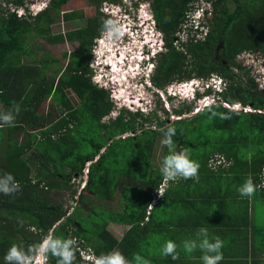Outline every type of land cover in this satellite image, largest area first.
<instances>
[{
  "label": "trees",
  "instance_id": "trees-1",
  "mask_svg": "<svg viewBox=\"0 0 264 264\" xmlns=\"http://www.w3.org/2000/svg\"><path fill=\"white\" fill-rule=\"evenodd\" d=\"M75 1L52 0V7L44 14L26 19L10 7L20 8L26 0H1L0 113L16 105L19 113H13L14 126L0 127V176L12 174L20 190L11 196L0 193V264H5L11 245L26 251L49 234L75 238V264H86L80 254L88 250L95 256L119 250L130 264H136V254L143 258L141 264H170L171 257L161 254L158 235L178 227L180 212L175 182L169 181L163 196L157 195L163 182L160 166H154L163 138L161 128L169 124L176 128V151H186L199 164L200 176L231 172L239 179L250 177L257 185L256 194L264 192V88L237 61L244 53L264 59V0H206L211 5L203 20L208 31L204 34L200 30L201 36L186 29L189 13L200 0H138L151 2L164 34L165 50L153 78L158 87L213 75L228 84L215 105L192 115L195 106L191 103L174 110L177 116L189 117L161 121L156 113L123 109L108 123L102 118L111 114L114 105L108 92L91 82L89 67L94 40L108 19L100 12L102 0H85L87 7H93L88 20L82 11L63 10ZM61 13L66 21H79L78 28L64 35L69 41H78L80 49L70 56L65 53L61 59L54 57V62L64 61L66 69L49 74V61L41 64L39 52L27 44L26 37L35 33L47 43L58 42L51 15ZM236 68L245 78L235 73ZM70 93L81 103L64 115L63 111L72 109ZM223 102L240 103L253 111H234ZM212 112L217 115L213 117ZM221 114L231 115V119L223 120ZM125 134L129 135L122 138ZM214 153L228 162L217 171L209 167ZM167 154L168 148L163 146L160 160ZM72 179L80 180L81 186L85 181V187H72ZM194 184V180H186V192ZM61 188L75 199L68 215L63 206L44 200L45 190ZM99 200L117 205L114 209L97 208L94 202ZM79 206H83L81 211ZM111 223L129 226L121 240L109 230ZM148 246L153 248L146 252ZM48 260L57 264L55 257Z\"/></svg>",
  "mask_w": 264,
  "mask_h": 264
},
{
  "label": "clouds",
  "instance_id": "clouds-1",
  "mask_svg": "<svg viewBox=\"0 0 264 264\" xmlns=\"http://www.w3.org/2000/svg\"><path fill=\"white\" fill-rule=\"evenodd\" d=\"M120 2L118 4L114 3L115 10H121V12H117L118 14L116 13L117 20L106 15L110 20L103 22L104 29L94 40L89 66L92 70L94 85L108 92L109 99L114 105V110L120 112L123 107L131 109L134 106L140 112L149 114L155 113L158 106L163 108L164 112H167L166 107L173 112L172 110L178 109L176 108L177 103L182 101H188L196 106L202 104L201 110L217 104L221 100L220 94L225 91L228 84L219 75H213L206 80L194 78L187 81H175L164 88H160L152 82L158 65L155 55L159 51L162 54L163 49H165L164 34L158 27L150 1L140 2L132 0L133 5H130L131 7L123 5L121 0ZM51 3L52 0H26V4L20 8L12 5L10 7L19 16L26 19L30 17L35 19L48 11L52 7ZM199 9L202 10V15L197 18L196 12ZM208 9H211V5L207 4L206 0H200L193 5L186 22L187 27L193 29V34L198 33L201 36L202 32L200 33V30L204 31V34L207 33L208 29L203 26V20ZM126 34H130L131 38H126ZM124 38H126L125 41ZM254 63H256L255 60ZM144 71H146V77L143 75L141 78H146L144 83H149V86L143 87L141 91H144L146 95L141 99H138V96L134 98L127 86H129L131 81L139 79L137 76L144 74ZM93 76H98L99 80L96 81ZM259 79H261L260 76ZM260 83V88H264V84ZM123 84H125L124 88H122ZM171 86H173L172 89H170ZM150 98L153 99L156 109L146 112L140 106L143 104L147 108H151ZM209 100H212V103L204 104L206 101L209 102ZM137 102H141V104H137ZM223 105L234 111H253L252 107H244L240 103L228 104L223 102ZM171 108L174 109L171 110ZM13 113H19L18 105L5 113H0V127L14 126L15 115ZM216 115V112H212L213 117ZM220 118L229 120L231 115L221 114ZM159 131L163 137L161 143L168 148V154L163 157L159 169L163 182L157 189V195L161 197L169 181L197 179L200 166L189 158L186 151H176L173 137L177 135V132L173 125H166ZM83 183L86 184L85 181ZM256 189L257 185L249 177L237 189V192L242 198H251ZM19 190L20 185L15 181L12 174L5 173L0 176V193L5 196H11ZM196 237V239L183 241L184 251L191 254L199 248L202 253L200 257L202 264H219L224 258L222 252L224 242L219 237H214L210 240L206 228L198 229ZM75 245V238L65 239L49 234L39 243L28 247L26 251L16 244L11 245L4 256V261L5 264H49L48 258L52 256L57 258V264H75ZM177 247L178 245L174 241L167 240L161 248V254L165 257H171L172 260H177L179 258ZM133 259L136 264H141L143 261L139 254L134 255ZM84 260L86 264H130V261L119 250H113L100 256L88 254L87 259L84 258Z\"/></svg>",
  "mask_w": 264,
  "mask_h": 264
},
{
  "label": "crops",
  "instance_id": "crops-1",
  "mask_svg": "<svg viewBox=\"0 0 264 264\" xmlns=\"http://www.w3.org/2000/svg\"><path fill=\"white\" fill-rule=\"evenodd\" d=\"M216 176L207 178L206 175L198 174L197 179H192L195 184L190 192H186V180L173 181L178 186L177 190L174 188L177 191L174 194L178 198L179 224L163 236L178 245L180 264H198L197 258L200 259L201 251L197 248L191 254L186 253L183 241L196 239L200 228L208 230L210 240L219 237L224 242V258L219 264H264V215L258 212L257 191L251 198H242L237 189L245 182V178L239 179L231 172H218ZM261 198L264 199V192ZM213 200L218 201V211L211 210ZM116 225L119 227L113 230L117 234L111 225L108 228L115 236L123 238L129 226ZM176 234H181L183 240H177Z\"/></svg>",
  "mask_w": 264,
  "mask_h": 264
},
{
  "label": "rangeland",
  "instance_id": "rangeland-1",
  "mask_svg": "<svg viewBox=\"0 0 264 264\" xmlns=\"http://www.w3.org/2000/svg\"><path fill=\"white\" fill-rule=\"evenodd\" d=\"M2 1H4V0H2ZM121 1H122L123 5H129V7H131L133 5V3L131 2L132 0H121ZM102 2H104V4L102 3L100 12L101 13L103 12V15H105V16L108 15L112 19L117 20L116 13L117 12H121V10H115V8H114L115 4L111 0H102ZM3 3H4L3 6H6L5 2H3ZM0 5H1V0H0ZM87 5H89V3L87 1H85V0H76L75 3H73L72 5H70V4L67 5L63 10L65 12H67V11H70L71 9L74 8L78 12L82 11L83 13L86 14V17L84 18V20H88L89 16L91 15V13L93 11V7H87ZM64 11L62 13H64ZM203 11H204V9H203ZM108 12H109V14H108ZM62 13L59 14V15H54V14L51 15V17L54 16V18L52 20V25H53L52 26V32H53L54 35H57V36H55V38L60 39L58 42L47 43V42H45V40L41 36H39V35H37L35 33L26 37L27 44L29 46H35L34 48H36V50L39 52V60H40L41 64L43 65L44 61H49V66H50L49 67L50 68L49 69V74H51V73L52 74H56V71L63 70V68L65 67L64 61H60V63H59L58 60H57V62H54V60H55V59H53L54 57L58 58V59H61V58L64 57L65 53H67L70 56V55H72V53H74L75 51L80 49V43L78 41H69L65 37V35L67 34V32L69 30H73V29L78 28L79 21H73V22L66 21L65 19H63L64 16L62 15ZM196 13H197V18H200L201 15H202V10L199 9ZM196 13H195V15H196ZM108 16H106V17H107L108 20H110L108 18ZM189 16H190V14H189ZM186 29H189V28L187 27ZM183 35H184V32L181 34V37L184 38L186 35H184V36ZM61 37H63V39H65V38L66 39L64 41H62ZM126 38H131V35L130 34H126ZM126 38H124V41H125ZM163 50H165V49H163ZM159 56H160V51H159V53L157 55H155V57H157V61H158ZM256 56L257 55H254V54L244 53V54L240 55L237 58V61L239 62V64L241 63L242 66L247 71H249L250 76L255 78L258 83L261 82V83L264 84V59L262 57H260V56H257V57ZM36 60H38V59L36 58ZM254 60L256 61V63H254ZM30 62H32L31 59H30ZM66 62H68V58H67ZM158 64H159V62H158ZM64 71L65 70H63L62 73ZM119 73L121 74V72H119ZM235 73H237L239 76H242L240 78H245V76H243V74H242L240 69L236 68L235 69ZM143 75H144V77H146V71H144V74H141V75L137 76V78H139V79H137L135 81H131L129 86H127V88H129V90H130V94L134 98H135V96H138V99H141V98L145 97V95H146V93L144 91H141V90H142L143 87L149 86V83H147V82L144 83L146 78H144V79L141 78V77H143ZM259 76L261 77V79H259ZM152 82L154 83V81H152ZM124 85L125 84L122 85V88H124ZM172 88H173V86H171L170 89H172ZM182 97L184 98V96H182ZM150 101H151V108H147L143 104L140 106L146 112L147 111H154L156 109L154 107L152 98H150ZM185 103L190 105V103H188V101H186V102L182 101L180 103H177L176 108L182 109L183 107H187V106H184ZM207 103L208 104L212 103V100H209V102L206 101L204 104H207ZM137 104H141V102H137ZM194 106H195L194 107V112H192L191 115L196 113L198 111V109H200V107H203L202 104H199L198 106H196V105H194ZM123 109H127L129 111L134 112V113L135 112H139V109L135 108L134 106L131 107V109L125 108V107H123ZM172 109H174V108H171V110ZM166 111L168 113L164 112V109L160 108V106H158V109H157V111L155 113H156L157 117L161 121L168 120V117H169L170 121H174V120H177V119H182V118L191 116V115H188V114H184L181 117L177 116V115L174 114V110H172L173 111V113H172L167 107H166ZM144 114H147V113H144ZM118 115H119V111H117V110L115 111L114 108H113V111L111 112V114L109 116H105L103 118L102 122L108 123L111 119H115ZM153 126H156V119L153 120ZM128 135L129 134H125V135L122 136V138H125ZM161 140H160V143H159V146H158V149H157V154H156V157H155V160H154V166L159 165L160 167H161L160 157H161L162 148L164 146L161 143ZM181 151H182V149H181ZM210 158L211 159H210V162H209V167L211 169H212V167L216 168L218 165H227L225 163H228L227 160L224 159L223 156L218 155V153H214V154L210 155ZM87 165L89 167L91 165V163L89 162ZM222 168H227V167H222ZM219 169H217V170H219ZM217 170H215V171H217ZM88 172H89V170L86 169L85 173L88 174ZM79 182H80V180L72 179L70 184L72 185V187L81 186V185H79ZM82 182H84V181H82ZM84 187H85V183H83V185L81 186V189H83ZM64 188H61L59 190H54V191H46L45 190L44 191L45 192L44 197L46 199H44V200L47 201L48 203H53L54 202L55 204L63 206L64 209H66L68 211V213H67V215H68L70 212L73 211V206H75L76 204H75V199L71 198L70 193L68 192V190L64 189ZM256 197L259 199V202H258V205H257L258 212L260 214L264 215V199L261 198V194L260 193L256 194ZM94 204H95V206H97V208H102V209H109V208H113L114 209L116 207V205H117L115 203L107 204V203H104L101 200H99L97 202H94ZM79 208L80 209H78V211H81L83 206H79ZM211 210H214V211H218L219 210L218 201L213 200L211 202ZM61 222H63V220H61L59 223H61ZM59 223H57V224L59 225ZM110 225H111V229L112 230L117 228V227H119L115 223L114 224H110ZM32 230H34V229H32ZM113 232L115 234H117V232L115 230H113ZM158 236H160V243H161V248H162V246L164 245L165 241H167L168 239L165 238L162 234H160ZM116 237H118L119 239L122 238V237H119V236H116ZM175 237H176L177 240H183V237H182L181 234H176ZM152 248L153 247H149L148 246L147 249H146V252L150 251ZM88 252H89V250L88 251H82L81 255H84V258L87 259V254H89ZM196 255H198V254H196ZM168 258H170V257H168ZM170 259H171V261H170L171 263L170 264H180V263H177V260H179V259H177V260H172V258H170ZM197 261H198V264L202 263L199 258H197ZM164 264H168V261H165Z\"/></svg>",
  "mask_w": 264,
  "mask_h": 264
},
{
  "label": "flooded vegetation",
  "instance_id": "flooded-vegetation-1",
  "mask_svg": "<svg viewBox=\"0 0 264 264\" xmlns=\"http://www.w3.org/2000/svg\"><path fill=\"white\" fill-rule=\"evenodd\" d=\"M69 61V60H68ZM90 62H91V59H90ZM90 62H89V66H90ZM68 64V63H67ZM66 64V65H67ZM66 69V67L64 68V70ZM62 74V73H61ZM61 74H60V76H61ZM91 82L93 83V81H92V77H91ZM93 85H94V83H93ZM68 97H69V101H70V105H71V111H69V112H66V111H63L64 112V115H67V113H71L73 110H76L78 107H79V104L81 103V101H80V99L77 97V95H74L73 93H70L69 95H68ZM66 112V113H65ZM58 114H60V112H57ZM105 117V116H104ZM102 120H103V118H102ZM73 126H71V128H72Z\"/></svg>",
  "mask_w": 264,
  "mask_h": 264
},
{
  "label": "built area",
  "instance_id": "built-area-1",
  "mask_svg": "<svg viewBox=\"0 0 264 264\" xmlns=\"http://www.w3.org/2000/svg\"><path fill=\"white\" fill-rule=\"evenodd\" d=\"M95 78H96L97 81L99 80V77H98V76H96ZM87 255H88V254H87Z\"/></svg>",
  "mask_w": 264,
  "mask_h": 264
}]
</instances>
